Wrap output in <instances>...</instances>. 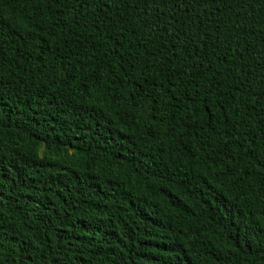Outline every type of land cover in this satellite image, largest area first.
<instances>
[{
    "label": "trees",
    "instance_id": "obj_1",
    "mask_svg": "<svg viewBox=\"0 0 264 264\" xmlns=\"http://www.w3.org/2000/svg\"><path fill=\"white\" fill-rule=\"evenodd\" d=\"M0 264H264V0H0Z\"/></svg>",
    "mask_w": 264,
    "mask_h": 264
}]
</instances>
